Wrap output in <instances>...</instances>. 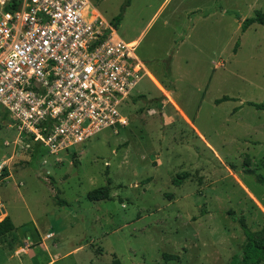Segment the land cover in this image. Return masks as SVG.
Returning a JSON list of instances; mask_svg holds the SVG:
<instances>
[{"label": "rangeland", "instance_id": "1", "mask_svg": "<svg viewBox=\"0 0 264 264\" xmlns=\"http://www.w3.org/2000/svg\"><path fill=\"white\" fill-rule=\"evenodd\" d=\"M124 1L94 0L108 21ZM256 10L264 0H131L115 28L138 41L147 71L121 109L128 124L73 148L34 147L2 111L0 206L10 214L0 219L12 216L15 229L0 241V264H49L37 244L56 239L51 264L241 256L245 236L232 216L264 227L255 177L264 175V110L247 104L264 103V25L241 30ZM108 178L111 199L90 200Z\"/></svg>", "mask_w": 264, "mask_h": 264}, {"label": "built area", "instance_id": "2", "mask_svg": "<svg viewBox=\"0 0 264 264\" xmlns=\"http://www.w3.org/2000/svg\"><path fill=\"white\" fill-rule=\"evenodd\" d=\"M136 47L94 0H0V113L51 154L124 127Z\"/></svg>", "mask_w": 264, "mask_h": 264}, {"label": "trees", "instance_id": "3", "mask_svg": "<svg viewBox=\"0 0 264 264\" xmlns=\"http://www.w3.org/2000/svg\"><path fill=\"white\" fill-rule=\"evenodd\" d=\"M131 0H125L120 7L119 13L112 19V24L118 27L124 17L127 6L130 5ZM264 25V12L261 10H256L252 16L246 17L241 23V30L245 32L253 24ZM240 45V39H238L234 45L233 51L237 52ZM170 63L167 62V68H169ZM230 99L229 96H223L216 100V103H221L222 101ZM248 105H252L259 110H264V103H255L252 101L247 102ZM38 147V146H35ZM37 152V150H36ZM3 175H0V178ZM256 180L264 184V175L256 174ZM111 179L108 178L107 184L94 188L88 193V198L90 200H107L111 199ZM64 203V201H61ZM232 214V212L230 213ZM232 219L240 224V227L245 236V242L242 250V255H233L228 264H263L264 263V227L260 230H252L247 223L236 216H232ZM15 229V224L9 216H5L0 220V241L2 242L4 237L7 236ZM111 264H123L118 257H114Z\"/></svg>", "mask_w": 264, "mask_h": 264}, {"label": "crops", "instance_id": "4", "mask_svg": "<svg viewBox=\"0 0 264 264\" xmlns=\"http://www.w3.org/2000/svg\"><path fill=\"white\" fill-rule=\"evenodd\" d=\"M133 40H136V39H133ZM132 41V40H131ZM138 56V55H137ZM139 57V56H138ZM139 59L141 60V58L139 57ZM144 63H145V61L144 60H142ZM146 64V63H145ZM147 66V65H146ZM5 209H6V214H10V211H9V208L8 207H5ZM11 216V215H10ZM4 217H2V219H3ZM11 218H12V220H14L13 219V217L11 216ZM2 219H0V220H2ZM51 239V238H50ZM29 240V239H28ZM59 243H60V241L58 240V239H56V240H53V242H52V246L50 245V244H48L47 242H46V240L45 241H43V242H38V246L39 247H43L44 248V250L46 251V253H47V255H48V257H49V261H48V263L49 264H51V263H53L54 261H56L57 260V257L55 256V254H54V249H52V248H55V247H57L58 245H59ZM31 244V242H30V240H29V242H27L26 243V248L25 249H23V252H26V251H29L30 249H31V246H29ZM35 246V245H34ZM17 253H19V252H17ZM20 253H22V252H20ZM34 254V253H33ZM43 264H45V263H43Z\"/></svg>", "mask_w": 264, "mask_h": 264}, {"label": "water", "instance_id": "5", "mask_svg": "<svg viewBox=\"0 0 264 264\" xmlns=\"http://www.w3.org/2000/svg\"><path fill=\"white\" fill-rule=\"evenodd\" d=\"M2 213H6V209H5V207L4 206H0V215L2 214Z\"/></svg>", "mask_w": 264, "mask_h": 264}, {"label": "bare ground", "instance_id": "6", "mask_svg": "<svg viewBox=\"0 0 264 264\" xmlns=\"http://www.w3.org/2000/svg\"><path fill=\"white\" fill-rule=\"evenodd\" d=\"M130 43H131V45H133V46L135 45L136 46L138 44V41L137 40H134V41H132Z\"/></svg>", "mask_w": 264, "mask_h": 264}]
</instances>
